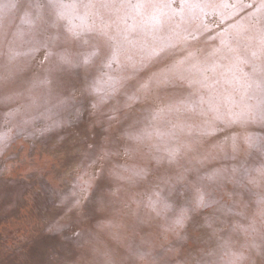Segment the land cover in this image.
<instances>
[{"label":"snow or ice","instance_id":"obj_1","mask_svg":"<svg viewBox=\"0 0 264 264\" xmlns=\"http://www.w3.org/2000/svg\"><path fill=\"white\" fill-rule=\"evenodd\" d=\"M86 107L129 121V162L95 170L116 141L82 160L48 228L69 247L47 264H175L156 241L190 226L211 243L183 264L264 258V0H0V144Z\"/></svg>","mask_w":264,"mask_h":264},{"label":"rangeland","instance_id":"obj_2","mask_svg":"<svg viewBox=\"0 0 264 264\" xmlns=\"http://www.w3.org/2000/svg\"><path fill=\"white\" fill-rule=\"evenodd\" d=\"M157 70V67L152 68V71ZM150 100L158 103L152 98ZM127 111L131 116L138 115V106ZM106 112L107 107H86L79 116L65 112L61 117L65 123L59 128L40 135L38 129L46 124L37 121L35 135H29L33 129L18 136L13 132L10 140L0 144V264H47L52 250L64 254L69 241L49 232L48 228L51 222L63 216L59 196L73 184L81 171L82 160L93 147L108 141H116L119 145L114 149L118 154L111 161L99 160L94 166L97 171L101 165L111 167L117 162H129L122 147L123 128L129 121L122 120L119 114L106 115ZM109 116L113 118L109 119ZM3 131L4 122L0 119V132ZM96 155L99 158L101 154ZM217 165L218 161L212 160L205 167ZM156 175L154 172L150 178L154 179ZM212 211L208 209L202 215H210ZM131 222L132 218L129 219ZM148 231L151 229L146 225L137 229L135 237L129 231L127 242H138L139 237ZM187 236V240L180 241L176 235L168 234L167 239L156 241L157 251L161 245H171L177 251L169 253L168 258L175 264H183L189 254L194 255L208 241L206 230L194 226L189 227ZM101 240L123 254L121 241L107 234L102 235ZM254 261L255 264H264V258L259 256L254 257Z\"/></svg>","mask_w":264,"mask_h":264},{"label":"bare ground","instance_id":"obj_3","mask_svg":"<svg viewBox=\"0 0 264 264\" xmlns=\"http://www.w3.org/2000/svg\"><path fill=\"white\" fill-rule=\"evenodd\" d=\"M111 248H116V247H114V246H111Z\"/></svg>","mask_w":264,"mask_h":264}]
</instances>
